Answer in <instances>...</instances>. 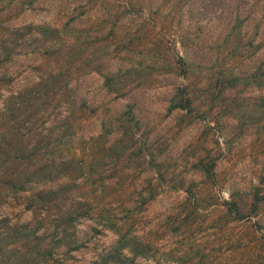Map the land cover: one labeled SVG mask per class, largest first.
<instances>
[{
    "label": "rangeland",
    "instance_id": "rangeland-1",
    "mask_svg": "<svg viewBox=\"0 0 264 264\" xmlns=\"http://www.w3.org/2000/svg\"><path fill=\"white\" fill-rule=\"evenodd\" d=\"M28 25L0 65V264L63 228L78 249L37 264H104L132 214L136 264H264V0H0L1 59ZM40 71L68 87L42 105L70 114L52 155L28 154L18 128ZM59 184L75 202L38 208L31 192Z\"/></svg>",
    "mask_w": 264,
    "mask_h": 264
},
{
    "label": "trees",
    "instance_id": "trees-1",
    "mask_svg": "<svg viewBox=\"0 0 264 264\" xmlns=\"http://www.w3.org/2000/svg\"><path fill=\"white\" fill-rule=\"evenodd\" d=\"M25 29H27L28 32H24ZM32 29L33 27L31 25H28V26L19 27V28L17 27L15 29L8 30L9 38L7 40L4 39L2 41L3 43L1 44V48L6 53L4 55V59L0 58V65H2L5 61L8 62L11 56L13 57L12 53L14 51L13 50L14 46H12V48L8 47L6 46V42L11 43L13 45H17V43H21L22 41L24 42L26 35H28L29 33L30 35H32V32H31ZM41 32L43 33L51 32L52 33L51 35H54L55 30H49L47 28H43L41 29ZM51 54H54V51H52ZM65 66L66 67L62 70H64V72L66 73V69H67V73H68V69L71 67V65L67 61ZM40 72H41L40 73L41 75L38 74L37 76L38 81L34 83L36 87H34L31 90H28L27 93L23 95L22 107L26 112H24L23 117L18 123V128L21 129V136H23L21 137V139L22 140L28 139L25 147L28 146L29 141H32L31 143L32 146L29 147L27 150L28 154L31 153V155H34L35 153H42L43 155H52V152H54L55 149H59L58 148L59 145H62L63 143H65L67 141V138L70 135L71 136L73 135L71 121L69 120L70 114L67 113V115L63 117L62 112L66 111V109H63L65 107L62 104H56L52 106L50 110H47L48 106H42V105L44 104V102L50 103L52 100L59 101L60 99L58 98L62 96H69L68 94H66L68 91V87L66 86L65 82L61 84L62 78L64 76L62 72L52 71L48 73L47 75L44 74L43 71H40ZM42 75H45V76H42ZM12 98L13 97H11V99ZM13 104H14V101L11 100V105H10L11 108L9 109L10 111L9 114L12 118H14V116L16 117V113H15L16 109L13 108L12 106ZM186 104L189 105V102L187 101ZM66 107L67 109L69 108L70 110V106H66ZM49 118H52V121H55V123H58V125L56 124V125H53L56 127H47L46 129L43 126V124L46 121H48ZM30 133L33 134V136L29 137L28 134ZM47 160H48V163L45 164V166L41 167L40 168L41 170L44 167L46 168L51 167L52 165L51 160L50 161L49 159ZM63 164H64V167L66 168L64 169L62 168L61 169L62 171H65V172L68 171L69 174L76 171V170H69L72 166V162H67V164L66 163H63ZM202 172L210 174V169L208 168L204 169L202 170ZM57 173L62 174L60 170H58ZM43 179H45L44 176H43ZM28 184H29V179L25 178L21 186L17 187L16 184H12L11 188L23 189L24 186ZM56 190L53 191V188L51 190L50 189L48 190L40 189L39 191H36L35 193L31 192L30 197H32V199L38 200V203H37L38 208L40 205L47 212L50 211L51 210L50 208L54 206L55 204L56 206H58L60 202L67 201V197L69 196L72 197V198L69 197L70 200H73L74 202L77 199L76 196H74L73 192L71 191V187L69 185L65 184V185L60 186L59 184V187H57ZM32 202L33 201L30 200V203ZM76 203L82 204L81 201H78ZM226 203L229 204L230 202H226ZM68 211L73 213V210H68ZM132 215L133 217L132 216L130 217L134 218V214ZM74 216L75 218L71 217L70 215L71 218L70 217L66 218V221L71 222L74 219H77L80 215L74 214ZM132 218H129V221L127 220L126 222H124V226L126 225L129 226L130 232L128 231V229H127V233L126 231L123 234L118 232L119 234L118 239L115 241L114 245L111 246L109 250L106 251V253L100 256V260L104 264H136V261L139 258L147 259L148 253H147V249L143 246V243L139 241V239L137 238L135 234L128 235L132 232L131 226L133 222L130 221V219ZM107 220L110 221V218ZM57 225L59 226V224ZM111 227H115V226L111 224ZM38 229H39V225H37L34 229H32L31 232L29 230L28 233H31L30 235L35 236L36 233L38 232ZM66 233H67V228H63L61 230L60 235L58 233L56 235V232H55V235L50 236V239L48 240L51 243L50 246L52 247L43 249L41 247L35 246L37 249H36V252L34 253L35 256H33L34 259L32 256L29 255L30 252H26V253L21 254V257H20L21 260H19V262H21V264H37L41 262H49L52 260L53 262L56 261L55 259L56 249L55 248H58L57 246L60 244L61 245L65 244L66 239H67ZM47 238L48 236L44 235V236L37 238L36 240L38 242L42 240L46 241ZM67 244H71V245L74 244L72 248L69 247V251H75L78 249V244H76L75 241L68 242ZM65 246H69V245H65ZM15 261H18V260L15 259ZM13 264H16V263L13 262Z\"/></svg>",
    "mask_w": 264,
    "mask_h": 264
}]
</instances>
